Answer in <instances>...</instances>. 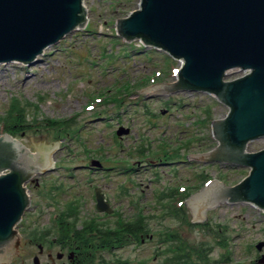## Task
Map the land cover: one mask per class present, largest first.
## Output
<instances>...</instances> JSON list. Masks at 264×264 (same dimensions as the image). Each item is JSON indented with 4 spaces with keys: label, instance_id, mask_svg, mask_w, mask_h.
I'll return each mask as SVG.
<instances>
[{
    "label": "rangeland",
    "instance_id": "rangeland-1",
    "mask_svg": "<svg viewBox=\"0 0 264 264\" xmlns=\"http://www.w3.org/2000/svg\"><path fill=\"white\" fill-rule=\"evenodd\" d=\"M139 2L85 0L88 21L84 28L46 49L31 65L18 61L0 64V117L13 105L24 107L28 116L15 137L27 147V135L32 132L46 134L45 141L50 142L54 131L60 130L51 155L56 170L37 175V183L27 184L32 206L18 231L29 239L45 236V253L40 259L47 264L48 253L55 258L63 247L50 244L54 218L66 213L72 203L77 205L80 223L95 217L105 218L111 225L119 217L132 222L142 212L147 232L141 243L123 238L125 247L102 250L96 257L103 254L109 264H172L173 249L181 241L191 253L183 264H260L264 248L260 252L256 245L264 241L262 210L247 203L223 202L207 210L200 223H192L184 204V220L166 212L164 205L170 202L162 198L169 189L191 188L197 183L202 187L200 175L232 186L250 170L218 164H196V169L194 164L147 166L156 162L161 148L179 147L181 157L182 151L193 154L213 148L212 122L226 117L229 108L207 93H133L155 81L176 82L174 70L182 64L162 50L145 47L140 40L127 43L118 36L116 21L138 10ZM242 75L232 70L226 78L231 81ZM87 104L94 109L88 111ZM121 130L128 134L119 136ZM137 149L146 151L136 154ZM262 149L264 138L248 144L249 151ZM29 150L33 152V147ZM92 160L100 162L101 170L88 167ZM97 188L115 208L113 216L102 217L97 211ZM22 247L29 253L8 264H33L38 246L26 242ZM98 261L93 257L91 264Z\"/></svg>",
    "mask_w": 264,
    "mask_h": 264
},
{
    "label": "water",
    "instance_id": "water-1",
    "mask_svg": "<svg viewBox=\"0 0 264 264\" xmlns=\"http://www.w3.org/2000/svg\"><path fill=\"white\" fill-rule=\"evenodd\" d=\"M140 1L141 10L120 20L118 31L128 40L141 38L145 44L184 61L180 81L168 86L165 92L212 93L230 108L227 118L213 126L220 146L197 158L251 169L249 177L237 186L216 182L194 198L193 206L184 203L192 214V223L203 222L206 211L223 202H247L264 210V150L246 152L249 142L264 138V0ZM83 2L0 0V63H34L44 49L84 27L88 11ZM232 69L249 70L250 74L226 82L227 72ZM155 89L149 85L133 93H165ZM59 131H54L50 142L45 141L46 134L27 135V147L32 146L34 154H25L17 142L18 145L7 138L0 139V173L10 170L0 174V258L10 256L20 244L15 226L30 204L24 185L37 167L31 165L27 169L24 162L29 157L32 162L38 161L39 166L47 164L57 146ZM97 200L100 211L113 212L99 191ZM21 238V249L9 258V263L29 253L22 247L29 238ZM263 246L264 243L259 244L258 249ZM34 263L41 264L40 259L36 257Z\"/></svg>",
    "mask_w": 264,
    "mask_h": 264
},
{
    "label": "trees",
    "instance_id": "trees-1",
    "mask_svg": "<svg viewBox=\"0 0 264 264\" xmlns=\"http://www.w3.org/2000/svg\"><path fill=\"white\" fill-rule=\"evenodd\" d=\"M8 121L7 123L11 124V130H15V126H22L23 122H24V118L25 115L23 113L22 109H13V111L8 115ZM5 126V125H4ZM6 127V126H5ZM142 220L138 221L139 223H136L134 225H121L120 227H116V229L113 231H109L110 229L106 230V233H104L105 229H99L97 227H94L93 225H86L83 230H69L66 226H63L61 231L63 233H71L74 232L75 236H82V238L80 237H76V243L75 246H79L80 248H84L85 250L90 249L91 246L95 245V240L94 238H84V234L86 233H93L98 232V233H102L105 234L106 236H102L101 237V241L106 242V241H112L114 239H117V237L119 236V234H121L122 239L124 238V236L129 235V236H134L137 237L140 233H142L145 230V226L142 225L141 223ZM88 226V227H87ZM100 227V226H98ZM101 228V227H100ZM119 238V237H118ZM80 242V243H79ZM113 243L111 242L108 246L110 247ZM177 255H176V261L175 264H182L180 262H178L180 259H184L187 260L190 258L191 253L188 250H184L183 249V244L178 246L177 248ZM97 264H101V263H97ZM104 264H109L108 262H105ZM117 264V263H116Z\"/></svg>",
    "mask_w": 264,
    "mask_h": 264
},
{
    "label": "flooded vegetation",
    "instance_id": "flooded-vegetation-1",
    "mask_svg": "<svg viewBox=\"0 0 264 264\" xmlns=\"http://www.w3.org/2000/svg\"><path fill=\"white\" fill-rule=\"evenodd\" d=\"M49 256L52 258V254L51 253L49 254ZM63 260H64V258L62 260H60V261L62 262ZM75 262H76V255H74L72 258L68 256V262L66 264H75Z\"/></svg>",
    "mask_w": 264,
    "mask_h": 264
},
{
    "label": "bare ground",
    "instance_id": "bare-ground-1",
    "mask_svg": "<svg viewBox=\"0 0 264 264\" xmlns=\"http://www.w3.org/2000/svg\"><path fill=\"white\" fill-rule=\"evenodd\" d=\"M7 70H5L4 72H6ZM4 72H1V73H4ZM1 81V80H0ZM64 109H67V108H64Z\"/></svg>",
    "mask_w": 264,
    "mask_h": 264
}]
</instances>
